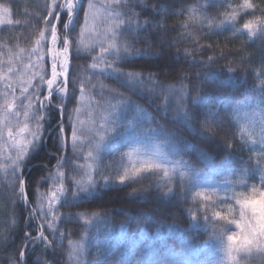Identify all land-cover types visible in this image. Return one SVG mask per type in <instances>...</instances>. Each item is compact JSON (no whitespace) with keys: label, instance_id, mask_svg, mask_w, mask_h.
I'll return each mask as SVG.
<instances>
[{"label":"trees","instance_id":"16d2710c","mask_svg":"<svg viewBox=\"0 0 264 264\" xmlns=\"http://www.w3.org/2000/svg\"><path fill=\"white\" fill-rule=\"evenodd\" d=\"M3 2L0 120L12 101L26 144L0 169V264H264V236L227 240L245 223L234 202L264 187L243 143L264 113V25L243 24L264 0H116L99 41L83 38L92 0L70 17L61 0ZM147 162L162 167L133 174Z\"/></svg>","mask_w":264,"mask_h":264},{"label":"rangeland","instance_id":"374dc122","mask_svg":"<svg viewBox=\"0 0 264 264\" xmlns=\"http://www.w3.org/2000/svg\"><path fill=\"white\" fill-rule=\"evenodd\" d=\"M116 0H92L91 7H89L86 17V23L83 31V38L85 40H97L105 39L108 33V19L110 15H117L118 12L115 10ZM5 12L3 8H0V25L9 20V16H4ZM104 22V24H103ZM110 22V21H109ZM59 60V59H58ZM56 72L59 73L58 67L55 68ZM13 106L12 101H9ZM7 103V104H8ZM258 108V107H257ZM14 109V106L8 112L1 114V125H0V169L3 168L2 164L5 160H14V156L17 150L20 148L19 145L24 141L22 138L24 136L16 137L15 133H12L9 136V126L11 124L12 116L10 112ZM252 115L245 120L247 123L243 127L244 137L243 143L244 146L248 149L249 153L255 156H259L264 160V113L262 109L258 108L256 113H251ZM256 117V118H255ZM13 122V121H12ZM241 127V126H240ZM24 129V128H21ZM19 130L18 132H20ZM17 132V133H18ZM10 150L15 152L14 156L10 155ZM261 182L264 185V171L261 173ZM252 189L247 190L250 192ZM223 191H227L224 189ZM53 193H56L55 200H58L62 193V187L58 183L55 185ZM50 198L52 199V194ZM235 206L241 205L238 203V200L234 202ZM239 240V237L237 236ZM254 242V241H253ZM250 243V244H253ZM256 252V251H255ZM254 252V253H255ZM261 255V252H257ZM252 253L248 250V256Z\"/></svg>","mask_w":264,"mask_h":264},{"label":"snow or ice","instance_id":"6c2138e0","mask_svg":"<svg viewBox=\"0 0 264 264\" xmlns=\"http://www.w3.org/2000/svg\"><path fill=\"white\" fill-rule=\"evenodd\" d=\"M77 0H61L59 3H54L52 7H59L60 9H66L68 16L70 17L72 15V10L76 6ZM89 7H91V3H89ZM0 8L4 9V16L7 17L10 14L9 6L3 2V0H0ZM49 16H56L60 17V13L57 12H50ZM2 22V21H0ZM9 23L12 21L9 20ZM46 23H51V20L48 17H45ZM264 25V18H256L255 20H250L243 24V28L248 30L249 33L253 32L255 28H259L260 26ZM114 28L116 25L113 26ZM43 35V33H42ZM57 39L56 36V25H52V40L55 42ZM63 53L65 56H67L69 48H70V41L68 37L65 35V38L63 40ZM55 59V57H53ZM62 72H66L68 65L62 64L60 65ZM56 65H53V72H52V79L47 80V86L49 90L53 88L54 83L56 82L57 76H59L61 73H57ZM37 78L41 81L44 80L43 75L37 74ZM60 91H65L64 88H59ZM51 92V91H50ZM49 92V95H50ZM47 99V98H46ZM5 107L8 110H11L13 107L11 103H8L5 105ZM37 131H34L32 133L33 136L38 132L39 128L36 127ZM21 131H27V128L22 129ZM12 135V132H9V136ZM28 142V141H27ZM26 143H21L19 145L20 148H24ZM162 165H159L157 163H151L147 162L144 164H141L139 168L134 169L133 174H139L140 172L149 169V168H160ZM127 175V173H126ZM165 175H168L167 171L165 170ZM123 179V177H121ZM199 195V193H198ZM56 198V193L52 194V200L54 201ZM238 203L241 205V216L245 219V223L243 225V228L241 230V234L239 236V240L237 239V234L232 233L227 236V240L229 243L236 242H242L244 244H250L252 243L257 236H264V187H260L259 189L253 188L250 192L242 193L241 197L238 199ZM250 213V215H249ZM217 216H219V213H217ZM221 219H225L224 217H221ZM233 223H236L237 227H241L240 222L238 221H232Z\"/></svg>","mask_w":264,"mask_h":264},{"label":"water","instance_id":"95a60500","mask_svg":"<svg viewBox=\"0 0 264 264\" xmlns=\"http://www.w3.org/2000/svg\"><path fill=\"white\" fill-rule=\"evenodd\" d=\"M49 132H50V131H49ZM49 132H48V133H49ZM22 191H23V196H24L25 201H28V199H27V195H26V192H25L24 178L22 179ZM28 204H29V202H28Z\"/></svg>","mask_w":264,"mask_h":264}]
</instances>
